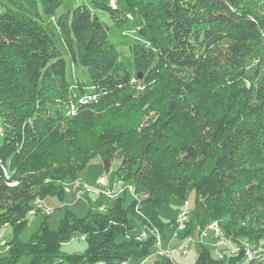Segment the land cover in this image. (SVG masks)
Returning a JSON list of instances; mask_svg holds the SVG:
<instances>
[{"label":"trees","instance_id":"16d2710c","mask_svg":"<svg viewBox=\"0 0 264 264\" xmlns=\"http://www.w3.org/2000/svg\"><path fill=\"white\" fill-rule=\"evenodd\" d=\"M62 1L0 0V225L12 226L0 264H141L152 256L150 264H175L155 251L165 226L159 209L186 200L189 185L205 211L198 225L216 219L226 234L264 246V0H88L56 13ZM101 12L135 29L134 72ZM51 17L71 63L87 68L95 99L79 100L80 81L71 92ZM260 47L250 71L247 59ZM95 157L105 170L119 160L130 199L123 191L84 217L65 210L55 230L45 215L21 241L32 201L62 199L61 183ZM195 221L189 215L181 237L196 232ZM77 234L84 252L61 253ZM200 247L195 264L244 258L221 260Z\"/></svg>","mask_w":264,"mask_h":264},{"label":"rangeland","instance_id":"374dc122","mask_svg":"<svg viewBox=\"0 0 264 264\" xmlns=\"http://www.w3.org/2000/svg\"><path fill=\"white\" fill-rule=\"evenodd\" d=\"M106 1V0H102ZM87 3L88 0H63L62 4L57 9L56 13H59L64 10H72L78 3ZM110 3V0H109ZM100 17L106 21L110 27L108 31L109 39L116 47L120 60L124 63L126 69L129 72H134V61L133 57L130 51V44L134 41H136L137 34L135 32V29L133 28L130 20H127L119 25H116L112 22L110 17L105 13H98ZM43 19H45V15H42ZM53 18H49L50 21L49 25L51 29L54 32V39L56 41L57 47L62 52L63 57L66 59L67 67H66V78L69 82L70 89L72 93H76L78 90L77 88V81H80L84 84V89L86 94L81 95L82 97H85V95H88L92 93L90 90L92 89L90 87L91 82L89 78V74L87 71V68L85 66L81 65H74L71 63L68 57V53L65 49V46L61 40L60 34L54 29V21ZM262 47L258 48L254 51V53L248 57L247 59V65L249 66V70L252 71L254 68V65L257 63L258 57L261 53ZM83 99V98H82ZM3 135L0 131V143L2 142ZM119 165V160L114 159L109 167L108 170H105L103 166V162L99 157H95L94 159L90 160L85 168L78 173L77 179L74 180H67L63 181L61 185L64 188V196L62 199H59L55 195L53 196H47L43 199H34L31 203V207L28 209L26 215V219L28 222L24 225V227L21 229L19 233V239L23 242H29L30 238L39 232V226L40 223L44 220L45 214L43 212H38L35 214V208L37 206H43V207H51L53 209V212L48 215L47 217V226L49 229L55 230L58 227L59 221L62 219L65 210H70L75 216L77 217H84L86 213L89 211V208L94 209L96 211L99 204L103 203L105 205V209L107 210L109 207H111L114 203V198L108 199L105 197H90V203L89 200H74L73 198V187L75 181L83 182L88 185H92L96 182V180L99 177H102L106 179L109 182V185L112 186L113 183H115L114 187L112 189L114 191H117L119 188H122V183L124 182L121 176H117L116 170ZM213 165L212 160H208L205 163L204 172L208 173ZM121 180V183L117 185V182ZM9 186H14V183H9ZM125 185V184H124ZM117 187V189H116ZM116 189V190H115ZM127 200L130 199L131 195L129 194V191L126 192ZM32 207H35L31 209ZM31 209V210H30ZM189 210L190 219L191 217L195 218L196 225L197 223L202 219L204 216V207L201 204L195 203V193L192 190L191 185L188 187V193L186 196V200L178 199L177 197H172L170 202L168 204H164L159 209V217L160 219L165 223L164 229L161 233L159 230L157 233L156 238L163 239V235L165 238H171L176 239L178 242L175 243V252L171 255V259L175 264H195V259L198 253L201 250L200 244L194 240L193 242L189 243L188 246V252L186 255L181 256L180 251L178 249V246L182 243L181 240V233L183 231H186L185 229H179L177 231L175 229L173 219L176 217V215L182 211V210ZM34 210L33 213L31 211ZM105 210V211H106ZM196 215V216H195ZM23 218V219H24ZM191 221V220H190ZM244 222H247V220L243 219ZM193 223V222H192ZM191 223V224H192ZM195 225V224H194ZM137 229L136 231H140V227L136 224ZM191 234H195V232L190 233L188 235H185L183 239L188 238V236H191ZM229 235V234H228ZM180 236V239H179ZM233 237L232 235H229ZM74 237V236H73ZM12 238V226L5 223L0 225V244L2 245L5 241ZM82 238V239H81ZM84 236H79V234L75 235L74 238L69 239L68 242L63 243L60 247V252L65 254H82L86 248V242L83 240ZM234 239H239L241 241L246 240V238L242 237H233ZM211 239V233L208 232L203 237V242L208 243V240ZM206 245V244H205ZM263 245V244H261ZM207 248L211 251V253H214V249L208 245H206ZM217 251V250H216ZM5 251L0 248V256L3 255ZM225 253H228L230 255V251H224ZM154 259V256L149 258L147 260V263L144 262L143 264H150L151 261ZM29 258L23 257L19 260L17 264H27ZM60 261V260H57ZM245 259L239 260L238 264H245ZM264 264V262H251L250 264ZM131 264H138V262H131ZM237 264V263H235Z\"/></svg>","mask_w":264,"mask_h":264},{"label":"built area","instance_id":"2783aa9c","mask_svg":"<svg viewBox=\"0 0 264 264\" xmlns=\"http://www.w3.org/2000/svg\"><path fill=\"white\" fill-rule=\"evenodd\" d=\"M95 94H88L85 97H93ZM83 98V97H82ZM81 97L79 100H83ZM125 184V185H124ZM115 183L112 186L109 185L107 180H102V177H99L96 182L92 185L85 184L83 182L74 183L73 187V198L74 200H89L90 197H105L108 199L114 198L112 194V187H114ZM100 189H108V196H100ZM122 191H127V183H122ZM105 205L103 203L99 204L97 210L99 212H104ZM38 212H43L45 215H50L53 212L51 207H41V211L35 212V215ZM189 212V210L180 211L176 217L174 218V226L177 231L183 225H188L189 223H185V215ZM210 232L211 237L213 239V245L221 250L216 251V255L221 254L224 251H231L232 256L239 255L241 253L243 256H250L251 251L250 248L243 244L242 242L234 241L233 237H227L223 234V227H221L220 222L216 219L208 220L204 222L202 225H198V231L195 234H191L190 243L196 240L199 244H204L203 237L206 233ZM144 233H136V239H141L145 237ZM182 243L178 246L180 251V255L184 256L188 252L189 244H183V237H181ZM163 239L154 243L155 251H157V255L159 256H167L171 258V255L175 252L176 248L164 247ZM146 260H144L141 264H143Z\"/></svg>","mask_w":264,"mask_h":264},{"label":"bare ground","instance_id":"6f19581e","mask_svg":"<svg viewBox=\"0 0 264 264\" xmlns=\"http://www.w3.org/2000/svg\"><path fill=\"white\" fill-rule=\"evenodd\" d=\"M95 98H96V95H93V97H83V100H80V101H83V102H85V101H91V100H93ZM4 173L6 175L5 170H4ZM102 180H106V179L102 178ZM75 183H78V181H75ZM120 183H121V180L117 182V185H119ZM116 189H117V187H116ZM127 190H129L130 194H133L131 188L128 185H127ZM121 192H123L122 191V188H119L117 191H114L112 189L113 197L116 196L117 194L121 193ZM100 196H108V189H100ZM33 212H34V210L31 211V213H33ZM189 215H190L189 212H187V214L185 215V223H188V221H189ZM186 227H187V225H183L179 229H186ZM196 231H198V227H196ZM142 233H144V232H142ZM223 234H225L227 237H231L228 234H226L224 232V230H223ZM159 240H160V238L157 237L156 238V242H158ZM234 241H236V242H242L243 244H246L250 248V250H252L250 256H243L244 259H246L249 263H251V262H258V261L259 262H264V246H262V245H254L248 239H246L244 241H241L239 239H234ZM189 243H190V237H188L186 239H183V244H189ZM230 254L232 255V252L231 251H230ZM217 257L222 260V258L225 257L224 252H222L221 254L217 255Z\"/></svg>","mask_w":264,"mask_h":264},{"label":"crops","instance_id":"0c3cea01","mask_svg":"<svg viewBox=\"0 0 264 264\" xmlns=\"http://www.w3.org/2000/svg\"><path fill=\"white\" fill-rule=\"evenodd\" d=\"M90 203V202H89ZM162 233V232H161ZM181 233V232H180ZM163 237H164V242H163V246L164 247H171V248H175V243L176 242H178L176 239H171V238H165V236L163 235ZM179 239H180V236H179ZM206 245H208V246H210V247H212L213 249H214V251H215V253H216V250L218 249V248H216L214 245H213V239H212V237H211V239H209L208 240V243H205ZM218 250H220V249H218ZM243 259V258H242ZM241 260V259H240ZM237 264L239 263V261L238 262H236ZM245 264H250V263H248V262H245ZM253 264V263H252Z\"/></svg>","mask_w":264,"mask_h":264},{"label":"water","instance_id":"95a60500","mask_svg":"<svg viewBox=\"0 0 264 264\" xmlns=\"http://www.w3.org/2000/svg\"><path fill=\"white\" fill-rule=\"evenodd\" d=\"M135 76H136L138 79H140V78L142 77V71L137 70V71L135 72Z\"/></svg>","mask_w":264,"mask_h":264}]
</instances>
